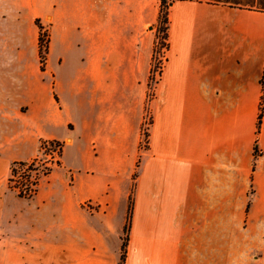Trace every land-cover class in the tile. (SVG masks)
<instances>
[{
    "label": "crops",
    "instance_id": "crops-1",
    "mask_svg": "<svg viewBox=\"0 0 264 264\" xmlns=\"http://www.w3.org/2000/svg\"><path fill=\"white\" fill-rule=\"evenodd\" d=\"M160 3L0 0V264H120L131 195L124 264H264V0H169L148 100ZM43 141L59 168L21 197Z\"/></svg>",
    "mask_w": 264,
    "mask_h": 264
},
{
    "label": "trees",
    "instance_id": "trees-1",
    "mask_svg": "<svg viewBox=\"0 0 264 264\" xmlns=\"http://www.w3.org/2000/svg\"><path fill=\"white\" fill-rule=\"evenodd\" d=\"M169 0H161L160 3V10H159V15H158V21H157V38H161L162 40V47L164 46L166 50L169 47L168 43V29H169ZM36 25L40 28V34H39V57H40V64H41V69H45V65L47 62L48 54H49V43H50V37L49 34H46V32L43 30V28L38 24V20L36 21ZM161 34L162 37L159 35ZM164 41V42H163ZM156 46V45H155ZM155 51V48H154ZM261 85H262V104L260 108V114L258 117V122H257V132L259 133L262 123H263V101H264V72L263 76L261 79ZM47 141H43L41 144V148ZM51 143H56L58 146H60V158L62 154V149L63 146L60 142L57 141H49ZM255 155H258V147L256 146L254 149ZM37 160L35 158L34 160L30 161L32 162L31 165H28L30 162H14L11 165V172H10V177H9V185L12 189H14V182L16 181L15 178L20 175L24 181L29 182L30 177H31V171L37 170V168H34V162ZM60 165V162L59 164ZM27 168L26 173H22L23 170ZM53 169L51 168H46V172L44 173V176H48ZM16 183V182H15ZM19 196L24 197L21 193H18ZM131 217H132V206L128 208V216H127V221L124 226V237H123V246H122V257H121V263L124 264L126 260V254H127V246H128V241H129V230L131 226Z\"/></svg>",
    "mask_w": 264,
    "mask_h": 264
},
{
    "label": "built area",
    "instance_id": "built-area-1",
    "mask_svg": "<svg viewBox=\"0 0 264 264\" xmlns=\"http://www.w3.org/2000/svg\"><path fill=\"white\" fill-rule=\"evenodd\" d=\"M163 67L160 69L162 72ZM161 75L159 76L160 79ZM158 79V81H159ZM60 162V146H58L56 143H51L47 141L43 147L41 148V153L37 157V160L34 162V168H37V170L31 171V177L29 182H26L22 179L20 175H18L15 178L14 182V190L17 193H21L24 198H32L39 187V184L42 180V178L46 177L44 176L46 172V168L55 169V167L59 166ZM32 162H30L28 165H31ZM27 168L23 170L22 173H26ZM87 208H91L90 204H86Z\"/></svg>",
    "mask_w": 264,
    "mask_h": 264
},
{
    "label": "rangeland",
    "instance_id": "rangeland-1",
    "mask_svg": "<svg viewBox=\"0 0 264 264\" xmlns=\"http://www.w3.org/2000/svg\"><path fill=\"white\" fill-rule=\"evenodd\" d=\"M38 24L43 28L40 20H38ZM156 25H157V23L151 27V30L156 29V44H155L156 46H155L154 55H153V58L151 61V73H150V78H149L148 100L152 99L154 88L156 87L159 76L162 73L160 69L164 65V62L166 59V51H167L164 46L162 47L161 38L160 37L157 38L158 32H157ZM45 32H46V34H48V31H45ZM159 35L162 37L161 34H159ZM151 123H152V115H151L150 111H148L146 108L145 112H144L142 127H141L140 150L142 152H145L147 145H148V129L150 128ZM72 153H73L72 150L68 151V156L70 158H71ZM57 168H59V166L55 167V169H57ZM136 176H137V173H135L132 177L131 192L133 191V188L135 185ZM132 204H133V199H132V195H131L129 198V201H128V208L131 207Z\"/></svg>",
    "mask_w": 264,
    "mask_h": 264
}]
</instances>
